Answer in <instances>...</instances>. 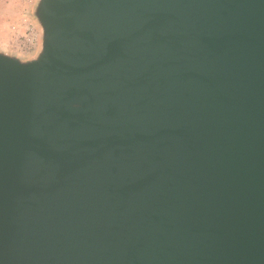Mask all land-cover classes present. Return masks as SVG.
<instances>
[{
    "label": "water",
    "instance_id": "obj_1",
    "mask_svg": "<svg viewBox=\"0 0 264 264\" xmlns=\"http://www.w3.org/2000/svg\"><path fill=\"white\" fill-rule=\"evenodd\" d=\"M0 53V264H264V0H39Z\"/></svg>",
    "mask_w": 264,
    "mask_h": 264
},
{
    "label": "rangeland",
    "instance_id": "obj_2",
    "mask_svg": "<svg viewBox=\"0 0 264 264\" xmlns=\"http://www.w3.org/2000/svg\"><path fill=\"white\" fill-rule=\"evenodd\" d=\"M39 0H0V53H8L22 61L35 59L42 45V28L36 9ZM35 37V47L26 50Z\"/></svg>",
    "mask_w": 264,
    "mask_h": 264
},
{
    "label": "built area",
    "instance_id": "obj_3",
    "mask_svg": "<svg viewBox=\"0 0 264 264\" xmlns=\"http://www.w3.org/2000/svg\"><path fill=\"white\" fill-rule=\"evenodd\" d=\"M36 45L35 43V37H31L28 42H27V46H26V50L32 49L34 48Z\"/></svg>",
    "mask_w": 264,
    "mask_h": 264
},
{
    "label": "crops",
    "instance_id": "obj_4",
    "mask_svg": "<svg viewBox=\"0 0 264 264\" xmlns=\"http://www.w3.org/2000/svg\"><path fill=\"white\" fill-rule=\"evenodd\" d=\"M8 54V53H7ZM9 55H12V54H9ZM12 56H14V55H12ZM16 57V56H15Z\"/></svg>",
    "mask_w": 264,
    "mask_h": 264
}]
</instances>
